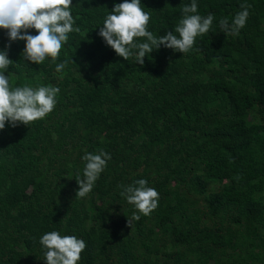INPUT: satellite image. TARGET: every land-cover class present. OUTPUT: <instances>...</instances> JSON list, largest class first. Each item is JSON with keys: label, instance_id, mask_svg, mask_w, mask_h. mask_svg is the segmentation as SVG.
<instances>
[{"label": "trees", "instance_id": "16d2710c", "mask_svg": "<svg viewBox=\"0 0 264 264\" xmlns=\"http://www.w3.org/2000/svg\"><path fill=\"white\" fill-rule=\"evenodd\" d=\"M72 0L79 32L51 58L21 59L14 41L10 86H56L55 109L0 130V264H45L50 231L86 243L78 264H264V0H197L215 19L182 54L161 46L136 64L98 35L114 3ZM191 0H141L148 30L173 31ZM245 27L225 35L241 3ZM35 35L34 29L28 30ZM8 43L0 29V50ZM111 159L92 191L76 197L81 157ZM146 179L158 207L139 220L119 185ZM130 226L128 225V220Z\"/></svg>", "mask_w": 264, "mask_h": 264}, {"label": "clouds", "instance_id": "9594fccd", "mask_svg": "<svg viewBox=\"0 0 264 264\" xmlns=\"http://www.w3.org/2000/svg\"><path fill=\"white\" fill-rule=\"evenodd\" d=\"M71 5L72 0H0V29L6 30L8 39L4 49L0 50V130L5 129L6 123L13 128L18 124L27 126L44 119L55 109L60 91L58 87L10 86L5 72L13 61L7 52L11 42L24 41L21 59L40 65L51 58L55 71L62 72L67 61L56 62L60 51L67 43L68 34L80 31L79 27H74ZM251 7V4L241 3V10L231 22L227 18L218 21L220 30L225 35H238L246 25ZM150 18V12L141 7V0H122L114 3L98 35L117 56L125 61L134 58L136 64L143 65L144 58L161 46L188 53L193 49L196 38L209 32L215 19L211 13L206 16L198 13L197 0L181 7V18L174 30L163 36L148 30ZM30 29H34L36 34H30ZM81 159L85 162L83 173H78L74 179L78 185L75 196L83 198L92 191L111 156L101 150L96 154L86 152ZM118 187L122 189L120 195L136 209L132 220H139L141 214L148 216L158 207L159 192L150 187L146 179ZM39 244L45 264H78L86 248L83 239L61 235L58 231L42 234Z\"/></svg>", "mask_w": 264, "mask_h": 264}]
</instances>
